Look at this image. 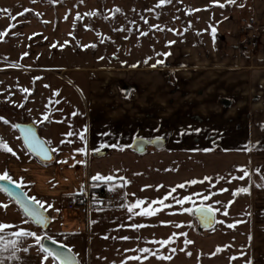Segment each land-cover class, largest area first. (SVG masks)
Listing matches in <instances>:
<instances>
[{
	"label": "crops",
	"instance_id": "0c3cea01",
	"mask_svg": "<svg viewBox=\"0 0 264 264\" xmlns=\"http://www.w3.org/2000/svg\"><path fill=\"white\" fill-rule=\"evenodd\" d=\"M206 11L198 32L186 34L172 44L158 67L123 69L119 73L71 72L53 77L43 89L45 103L38 100L41 90L36 91L25 108V119L17 124L33 123L41 138L50 141L46 143L50 149H59L53 152V163L44 164L32 155L17 129L8 124L0 126V139L15 153L0 147V174L7 170L17 182L23 180L21 189L27 196L45 201L44 208L51 218L47 235L68 244L78 264H120L126 256L136 254L125 249L137 246L158 249L172 257L163 260L149 256L143 264H264V0H219ZM251 20L259 34L254 50L244 45ZM212 26L216 28L215 36ZM76 110L78 115L73 117L71 113ZM45 112L49 119L40 123ZM85 124L86 157L74 153L83 142L75 135H67ZM189 126L202 131L181 134ZM107 132L112 135H104ZM137 136L150 143L144 154L133 148ZM157 136L163 139L156 140ZM157 141L162 142L160 148L154 145ZM102 143L121 147L100 148ZM93 148L100 151L93 152ZM81 159L86 163L76 162ZM65 160L67 163H62ZM241 166L249 176L232 179L243 175ZM98 172L125 177L130 183L120 187V180L112 184L93 181L91 177ZM189 180L198 182L177 187L173 196L191 195L195 204L177 205L169 197L165 203L172 207L155 204L153 207L160 211L151 217L132 215L121 206L95 211L87 217L69 214L65 209L70 196L89 187L111 189L123 197L122 205L147 198L146 207ZM239 187H249V192L234 195ZM221 188L227 191H218ZM125 192L129 194L127 199ZM194 193H215L205 203L220 208L214 224L202 228V232L193 227L191 213L178 210H195L199 206L200 197ZM217 200L221 203L215 204ZM48 203L61 211L48 209ZM3 204L7 208L0 206V222L14 227L0 235L10 239L9 232L23 227L43 237L41 228L0 190V205ZM129 215L132 219H128ZM132 223L147 226L127 227ZM180 232L186 237L177 235L168 246L145 243ZM123 236L130 239H121ZM185 239L193 243L185 245ZM19 247L28 248L26 253H18L22 259L10 258L9 250L0 253L3 264H41L43 253L34 238H25ZM172 247L175 253L170 251ZM51 261L49 257L43 264Z\"/></svg>",
	"mask_w": 264,
	"mask_h": 264
},
{
	"label": "rangeland",
	"instance_id": "374dc122",
	"mask_svg": "<svg viewBox=\"0 0 264 264\" xmlns=\"http://www.w3.org/2000/svg\"><path fill=\"white\" fill-rule=\"evenodd\" d=\"M216 4L213 0H171L164 5L159 0H0V32L5 33L0 40V116L8 121H0V126L24 120L36 91L41 90L38 100L45 103L43 89L53 77L162 65L169 47L198 32L203 14ZM24 88L30 91L25 93ZM191 216L193 227L202 232L195 210Z\"/></svg>",
	"mask_w": 264,
	"mask_h": 264
},
{
	"label": "snow or ice",
	"instance_id": "6c2138e0",
	"mask_svg": "<svg viewBox=\"0 0 264 264\" xmlns=\"http://www.w3.org/2000/svg\"><path fill=\"white\" fill-rule=\"evenodd\" d=\"M53 2L55 3L56 0H53ZM227 2L233 3L234 0H227ZM166 3H171V0H159V5H164ZM213 3H219V0H213ZM220 6L223 7L224 5L221 4ZM116 11L119 12L121 10L119 8H117ZM189 11H191V10H189ZM37 15H39V13H37ZM89 15H92V13H89ZM77 17L80 18L79 13H77ZM13 19H15V17H13ZM142 19H144V18L142 17ZM145 22H147L146 19H145ZM152 27H157V26L153 25ZM170 30L175 31V29H170ZM211 31H212L213 36H215V33H216L215 26H212ZM141 34L146 35L147 33H141ZM4 38H5V33L0 32V40H3ZM64 43L67 44L68 41H65ZM168 43H173V42L169 41ZM60 47H63V45H60ZM83 47L86 48V47H88V45H84ZM24 55L26 56V55H28V53H24ZM164 55L166 56V55H168V53H164ZM102 58L103 57H100V59H102ZM157 63H162V61H157ZM133 66H135V65H133ZM153 67H155V65H153ZM22 91L27 93L30 91V89L24 88V89H22ZM55 103L59 104L60 101L56 100ZM42 115H43V120L39 121L40 123H43L45 120L49 119V113L48 112H45ZM71 115L73 117L77 116L78 110L73 111L71 113ZM0 121H4L5 123H8V121L3 116H0ZM61 122H63V121H61ZM12 127L21 128V130L24 133V142L28 145V148L31 149L33 152L39 153L45 159H51V156L49 155L50 151L56 152L59 150L58 148H51V149L45 148L44 145L46 143L50 144V141H42L39 137H37L35 131L31 127H24V126H21L19 124H13ZM157 131H158V129H157ZM185 131H189V132L195 131V132L199 133L202 130L199 128L191 129V126H189V129L188 130H182L181 134H184ZM87 133H88V125L87 124L83 125L82 128L76 132L69 131L67 133L68 136H73V135L77 136L78 139L81 142H83V146L75 148L74 153H80L85 157L88 154ZM104 135H112V133L107 132V133H104ZM136 139L139 140V139H144V138L137 136ZM155 139L161 140V139H163V137L157 136V137H155ZM60 143L63 144L64 141L62 140ZM69 143H72V141H69ZM105 146L121 147L118 144L107 145V144L102 143L100 148H103ZM0 147L5 149L9 153H13V149L11 147H9L8 144L3 139H0ZM100 148H93L92 151L93 152H99ZM245 150H247V149H245ZM204 151H209V149H204ZM13 155H15V153H13ZM76 162L84 164V163H86V160L81 159V160L76 161ZM62 163H67V160L62 161ZM239 170L243 172V175L238 176V177H232V179L243 180L245 177L249 176V171L247 169H245L241 166ZM257 171H259V169H257ZM91 179L93 181L104 182L107 184H112L113 181L120 180V181H122V184L119 185L120 187H124L128 183H130V181H128L125 177H115L113 175H102L99 172L96 173L94 176H92ZM209 179H210L209 177H204V180H209ZM0 181L9 182L11 185H16L18 188H22L23 183H24L23 180H21L19 182L14 180L13 177L9 174V172L7 170L4 171L2 174H0ZM197 182H198L197 180H189V181H186L185 183H181L178 186L171 188V190L163 197V199L153 200L150 203H148L146 207L144 205H145L147 198H143V199L137 198V199H135L134 202L121 205V207H126L127 212L132 214V215L151 217V216L155 215L158 211H160V208L153 207V205H155V204H159L163 208H171L172 207L171 204L165 203V201L168 200L169 197H171L172 201H174V203L177 205L183 206L185 204V202H192L193 204H195V201H193L191 195H185L182 198H179V197L173 196V193L176 192L177 187L184 188L185 184H196ZM112 187L115 188V187H117V185H112ZM145 187H150V186L146 185ZM0 190L7 192L9 197L15 196L16 202L22 206V208H23V210L27 216L34 218L35 223L43 225L45 227L47 226V220L49 219V217L44 214L47 211V209L44 208L45 201L39 200L35 196H26L23 191L13 192L12 189L8 186V184H4V183H0ZM81 191H83V189H81ZM218 191L223 192V191H227V189L221 188ZM248 192H249V187H239V188L234 190L233 194L235 195L237 193H248ZM128 195H129L128 193H126V192L124 193L125 199H127ZM132 195L134 196L135 194L133 193ZM193 195L199 196L200 200H201V203L195 209V214H197L199 216L200 220L203 223L211 224L215 220V218H216L215 214L220 211V208L214 207L212 203H205V201L210 200L211 196L215 195V193H209L208 195H201L200 193H194ZM220 203H221V201H218V200L215 201V204H220ZM0 206L7 208L6 204L0 205ZM47 208L52 209L53 212H56V213H59L61 211L60 208L54 207V205L52 203H48ZM135 209H139V211L135 212L134 211ZM178 210L181 212H185V213H192L193 212V209L189 208V207H181ZM224 214L227 215L228 213L225 211ZM132 215H129L128 219H132ZM22 222L26 223V221H22ZM90 223L94 224V223H96V221H90ZM160 223H171V222L170 221H161ZM237 223H239V221ZM146 226L147 225L137 224V223H132L130 225H127V227H130L132 229H138V228H142V227H146ZM13 227H14L13 225L0 222V232H2L5 229H9V228H13ZM120 227H125V225H120ZM177 227H179V225H177ZM229 227H235V224H230ZM177 235L186 237L187 234L183 233V232H180L178 234L173 233L167 239L152 240L150 242L146 241L145 243H151L153 245H159L160 247H164V246H168V245H171L172 243H174V238ZM8 236L11 238L6 239V237L4 235H0V253L11 250V257L10 258H12V259L20 261L22 258L20 255H18V253L21 251L26 253L28 251L27 247H24L22 249L19 247L21 241H23L25 238H34L35 243L39 245V250L43 253L41 264H43V261H47L49 259V257L52 258L51 264H77V262L74 260V257L69 255V253H71V251H72V249L69 247V245L66 243H60V242L54 240L53 237L47 235V233H44V235L42 237L41 235H38L36 231H30L26 228L21 227L18 230L9 232ZM105 238L107 239L108 237H105ZM120 238L124 239V240L130 239V237H128V236H123ZM43 239H47L49 241H52L53 244L60 243V248L65 249L66 251H60L57 248H52V247L46 246L42 242ZM136 239L139 240L140 238L136 237ZM192 243H193V241H191V240H188V239L184 240L185 245L192 244ZM217 250L219 251V249H217ZM170 251L172 253H175L176 248L172 247V248H170ZM125 252H133L136 254L126 256L120 262V264H127L128 261H136V262H139V264H143V261L147 260L149 258V256H156L157 259H163V260H170L172 258L170 255H167V256L163 255L162 253H159L158 249L154 250L153 248L148 247V246H145V247L137 246L133 249H125ZM188 255H191V253L189 252ZM233 259H235V257H233ZM0 264H3L2 259H0ZM113 264H115V262H113ZM246 264H252V262L247 261Z\"/></svg>",
	"mask_w": 264,
	"mask_h": 264
},
{
	"label": "built area",
	"instance_id": "2783aa9c",
	"mask_svg": "<svg viewBox=\"0 0 264 264\" xmlns=\"http://www.w3.org/2000/svg\"><path fill=\"white\" fill-rule=\"evenodd\" d=\"M254 25V20L248 22L250 29L244 43L245 48L248 50H254L258 44L259 34L256 32ZM123 202V197L109 188L93 189L89 187L82 193L70 196L66 200L65 209L72 215L87 217L95 211L116 209Z\"/></svg>",
	"mask_w": 264,
	"mask_h": 264
},
{
	"label": "water",
	"instance_id": "95a60500",
	"mask_svg": "<svg viewBox=\"0 0 264 264\" xmlns=\"http://www.w3.org/2000/svg\"><path fill=\"white\" fill-rule=\"evenodd\" d=\"M19 125L24 126V127H31V128L35 131L37 137H39L42 141H44V140L41 138V136L39 135V132H38L37 127H36L33 123H29V124H19ZM16 129H17V131H18V133H19V135H20V137H21V139H22V141H23V143H24L26 149H27L32 155H34V156H35L40 162H42V163H44V164H51V163H53V162L55 161V156H54L53 152H51V151L49 152V155L51 156V159H45V158H44L42 155H40L39 153H37V152H33L31 149H29V148H28V145L24 142V133H23V131L21 130V128H16ZM161 143H162L161 141H157V142L154 143V145H155V147L160 148V147L162 146ZM149 144H150L149 142H146V141H144V140H136L135 143H134L133 148H134V150H135L138 154H144V153L146 152L147 147H148ZM44 147L50 149V147H49L47 144H45ZM0 183L8 184V186L12 189L13 192L23 191L21 188H18L16 185H11L9 182H6V181H0ZM2 191H3V190H2ZM3 192L8 196L7 192H5V191H3ZM23 192H24V191H23ZM24 193H25V192H24ZM25 195H26V194H25ZM26 196H27V195H26ZM8 197H9V196H8ZM9 198L16 202L15 196H13V197H9ZM16 203H17V202H16ZM17 205L20 207V209L22 210V212L25 214V212H24L22 206H21L20 204H18V203H17ZM44 214H45L46 216L49 217V215L47 214V212H45ZM25 215H26V214H25ZM196 215H197V214H196ZM26 216H27V215H26ZM27 217H28L29 219H31L32 222H33L35 225H37L38 227H40L42 230H47V229L49 228L50 224H51V218H50V217H49V219L47 220V226H46V227L43 226V225H40V224L35 223L33 217H30V216H27ZM197 218H198V221H199V224H200V227H201V228H209V227H211V226L214 224V221H213L211 224H205V223H203V222L200 220V218H199L198 215H197ZM43 243H44L46 246H48V247L57 248V249L60 250V251H66L65 249H61L59 244H53L52 241H49V240H47V239H44V240H43ZM69 255L73 256V257H74V260H75V261L77 262V264H78L77 257L73 254L72 251H71V253H69Z\"/></svg>",
	"mask_w": 264,
	"mask_h": 264
}]
</instances>
